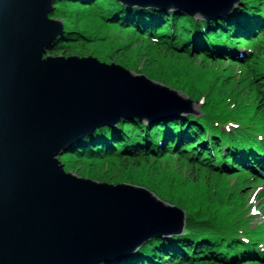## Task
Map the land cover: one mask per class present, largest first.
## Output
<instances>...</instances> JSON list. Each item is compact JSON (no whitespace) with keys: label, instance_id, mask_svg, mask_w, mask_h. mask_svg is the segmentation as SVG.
Here are the masks:
<instances>
[{"label":"water","instance_id":"1","mask_svg":"<svg viewBox=\"0 0 264 264\" xmlns=\"http://www.w3.org/2000/svg\"><path fill=\"white\" fill-rule=\"evenodd\" d=\"M57 1L0 0V264L112 263L184 226L183 210L142 186L65 173L59 158L96 130L122 119L150 124L201 113L143 74L90 56L48 54L63 33V23L50 19ZM117 1L206 22L238 3Z\"/></svg>","mask_w":264,"mask_h":264},{"label":"trees","instance_id":"2","mask_svg":"<svg viewBox=\"0 0 264 264\" xmlns=\"http://www.w3.org/2000/svg\"><path fill=\"white\" fill-rule=\"evenodd\" d=\"M67 2L83 7L87 18L94 17V9L96 15L99 10L105 19L130 26L124 31L140 41L128 52L129 64L122 60L119 64L133 70L136 58L143 55L149 69L136 72L199 101L201 113L148 125L122 119L114 128L96 130L64 154L92 168L115 166L129 175L119 182L142 186L184 211L180 234L152 237L132 255L107 264H264V236L242 226L244 219L239 220L233 209H209L229 200L227 175L237 179L248 171L264 175V0H238L239 6L213 22L195 21L183 12L129 8L117 0ZM60 5L53 7V13L60 11ZM63 28L48 54L66 53L68 43L76 38L71 25L63 23ZM249 41H254L248 45L253 55L243 56L241 61L248 59L249 65L242 67L237 78L215 58L226 57L227 46L243 48ZM127 45L132 46L126 44L123 49ZM176 48L187 53H175ZM191 48L212 54L214 62L205 57L204 66L191 62ZM210 48L215 51L210 53ZM112 57L102 61H117ZM197 66L205 72L198 75ZM162 160L165 168L160 167ZM177 160L188 166V175L167 164ZM194 207L198 209L193 213Z\"/></svg>","mask_w":264,"mask_h":264},{"label":"rangeland","instance_id":"3","mask_svg":"<svg viewBox=\"0 0 264 264\" xmlns=\"http://www.w3.org/2000/svg\"><path fill=\"white\" fill-rule=\"evenodd\" d=\"M67 1L70 0H60L54 3L53 7L58 4H61L60 11L54 12L53 15L50 17V19H59L62 23L71 25V27L73 28L71 29V31H73L76 34L75 35L76 38H74L71 42L68 43L67 45L68 48L66 50V53L57 51L53 56L60 55V56H64L65 58L72 55H76L79 58L90 56L96 58L101 63H105V64L114 63L116 65L125 68L122 64H119V61L122 60L125 63L129 64L126 57L129 58V55L131 54H128V52L133 48L135 49V47H137L135 45H138V42L140 41L135 35L131 33H126L124 31L127 30V28L130 26L122 25L114 20L105 19L103 14L102 15L99 14L100 13L99 10H96L97 11V15H96L94 9L92 10L94 17L87 18L88 16H86V14L84 13L85 11H83V7H77L74 4L69 5ZM71 1H77V0H71ZM83 4L88 5L89 3L84 2ZM99 17H102L105 20L100 19ZM63 33H64V28H63ZM61 36L57 37V39H59ZM253 42L254 41L243 43L242 44L243 48L239 47L236 44L231 47L227 46L225 49L227 52L226 57L219 56L216 57L215 59L216 61L222 62L221 67L225 66L227 68V73L236 74L237 78H239L242 67H246L249 65L248 59L245 62H242L241 59L243 58V56L246 55V53H250L251 55H253V50L248 47V45L253 44ZM126 44H132V46L127 45V49H123L122 46ZM229 49L232 51H230ZM116 50H119L121 52L117 53ZM239 50H242L243 56L237 54ZM211 51H215V50H212L210 48L209 52L211 53ZM174 52L182 53L185 51L183 49L180 50V48L179 49L176 48L174 49ZM121 53L125 54V56L124 55L122 56ZM189 54L191 55V62L195 63L198 66H204L202 65L203 64L202 57H205L208 61H212V62H214L215 60L212 54L207 55L204 52H197L193 48H191ZM109 56L110 57L113 56L112 58L116 59L117 61L115 60H110L108 62L102 61L104 58H107ZM116 57H120V59ZM45 58L46 57H44V59ZM133 60H135V58H133ZM136 61L137 64L133 68V70H130L128 68L125 69L132 71L135 74H143L136 72L137 70H141L145 68L146 70L149 69V62L145 60L143 55H140L139 58H136ZM262 64H264V61L262 62ZM150 66H152V64H150ZM198 66H197L198 68L197 74L200 75L203 72H205V68L199 69L200 67ZM143 75L145 76V74ZM229 81L230 80H227V82H225V85H228ZM169 88L172 87L169 86ZM176 91L181 92L180 90H176ZM193 102L199 104V101H193ZM69 156L70 155H63L59 158V161L63 165V169L65 173L71 172L78 177L87 178L99 183H107L114 185L119 183H127L131 185H135L125 181L119 182L122 178L124 177L127 178L129 175L128 173L120 172L119 169L115 166L112 167L100 166L97 168H92L89 167L87 163L82 162L81 159L75 160ZM167 164H169L171 167H175L177 172H182L184 175H188L190 172L189 169L187 168L188 166L178 160L169 161L167 162ZM160 167L165 168L164 160L161 161ZM246 174L247 175L242 176L238 179L231 177L232 175H227L228 177L226 178V182H227L226 186L227 185L229 186L228 187L229 190L227 191V194L230 195L229 200L227 202H224L226 200L225 197L226 195H223L221 200L224 202V204L219 205L220 207L212 206L209 209L212 210V212H215L217 209H220L221 211L225 209L231 211V209H233L237 213V215L239 214L238 216L240 217L239 220L244 219L242 220L243 223L242 226L248 228L249 230H254L255 233L264 236V231H263L264 175L259 176L257 175L258 173L256 174L254 172H249V171ZM200 179H203L201 175H200ZM210 179H214V177L211 176ZM220 182H224V179H222ZM192 195L193 194L184 196L182 200H186V198L192 197ZM177 208L180 209L179 207ZM197 209H198L197 207H194L191 211L194 213L195 210Z\"/></svg>","mask_w":264,"mask_h":264},{"label":"bare ground","instance_id":"4","mask_svg":"<svg viewBox=\"0 0 264 264\" xmlns=\"http://www.w3.org/2000/svg\"><path fill=\"white\" fill-rule=\"evenodd\" d=\"M237 6H239V3L237 4ZM237 6H235L234 8H236ZM234 8H233V9H234ZM172 13H173V12H172ZM174 13H175V12H174ZM230 15H231V14H230ZM222 18H223V17H222ZM213 21H214V20H213ZM213 21H212V22H213ZM218 21H219V20H218ZM220 21H221V19H220ZM204 22H206V21H204ZM196 24H197V23H195V25H196ZM193 25H194V24H193ZM195 25H194V26H195ZM200 25H201V24H200ZM205 25H206V23H205ZM204 27H205V26H204ZM217 50H218V49H217ZM229 50H230V49H229ZM225 51H226V50H225ZM230 51H232V50H230ZM233 53H234V52H233ZM222 54H223V53H222ZM237 54L240 55V56H243V52H242V50H239V52H238ZM228 58H229V57H228ZM236 60H237V59H236ZM187 115H189V114H184V113H179V114H178V113H177V114H171L170 116H174V117H175V116H176V117L178 116V118H179V117H181V116H187ZM164 116H166V115H164ZM170 116H167V117L169 118ZM161 117H162V116H161ZM194 117H198V115H195ZM199 117H200V116H199ZM160 119L163 121V119L166 120V117H164V118H160ZM160 119L158 120V122L160 121ZM156 121H157V120H156ZM148 124H149V123H147V125H148ZM109 128H110V127H109ZM113 128H114V127H113ZM99 130H100V129H99ZM154 237L156 238V237H158V236H154ZM158 238H159V237H158ZM114 263H115V262H114Z\"/></svg>","mask_w":264,"mask_h":264}]
</instances>
